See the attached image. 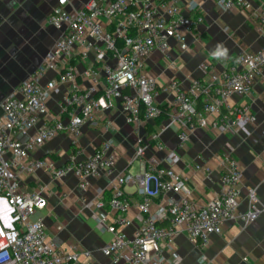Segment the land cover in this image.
I'll use <instances>...</instances> for the list:
<instances>
[{"label":"built area","instance_id":"built-area-1","mask_svg":"<svg viewBox=\"0 0 264 264\" xmlns=\"http://www.w3.org/2000/svg\"><path fill=\"white\" fill-rule=\"evenodd\" d=\"M259 3L254 25L264 36V0ZM220 10L239 9L248 12L247 0H215ZM198 0H90L82 7L68 10L56 8L47 23L60 33L55 47L43 68L34 72L0 104V198L6 200L9 222L0 220V264H78L73 255L49 240L47 225L41 213L49 207L48 187L37 183L29 189L25 177L45 171L52 181L72 175L81 190L90 189V179L111 178L106 190H94L93 217L99 226L112 235L103 253L114 263L179 264L173 251L175 239L186 234L202 250L211 236L220 234L223 225L236 221L249 225L264 213L254 189L250 190V206L241 211L243 167L231 152L219 156L222 189L206 203H195L178 167L180 155L168 150L160 140L161 132L139 137L134 160L140 163L138 173H116L117 155L113 139L104 142L94 153L80 159V139L83 127L93 123L98 112L115 108L118 103L128 124L135 131L162 114L158 98L168 95V124L162 130L177 127L179 146L187 148L197 129H209L218 135H228L257 119L247 102L230 105L234 95L249 97L258 83L264 84V46L257 52L244 51L228 67L218 73L215 66L204 65L208 81L195 79L184 89L176 79L160 83L148 70V60L161 51L171 65L172 41L181 52L189 50L187 37L204 17L199 13ZM188 13V14H187ZM95 53L96 62L116 60L112 67L104 66L105 83L99 92L94 85L82 91L79 72L73 65L76 57L86 59ZM225 56V55H224ZM219 56V57H224ZM56 76L43 81L48 73ZM82 77L97 82L101 77L95 62H90ZM70 90L53 112L49 101L61 84ZM113 131V122L104 127ZM34 131V134L31 132ZM68 135L75 147L68 161L59 166L49 157L36 158L32 153L59 135ZM20 136L26 137L25 140ZM154 145L166 154L164 163L144 157ZM211 173V168L196 166ZM134 184L140 201L136 204L125 187ZM169 194L183 195L182 200ZM160 196L158 201L155 197ZM84 203L86 199L82 200ZM136 205L139 226L132 237L124 229L133 224L131 210ZM109 207L111 220L103 211ZM166 250L172 254L168 258ZM172 250V251H171ZM89 256V253H86ZM206 257L202 255L201 262Z\"/></svg>","mask_w":264,"mask_h":264},{"label":"crops","instance_id":"crops-1","mask_svg":"<svg viewBox=\"0 0 264 264\" xmlns=\"http://www.w3.org/2000/svg\"><path fill=\"white\" fill-rule=\"evenodd\" d=\"M88 1L90 0H0V104L34 72L44 67L60 37L59 31L47 23L49 15L56 8L75 10ZM198 1L201 5L199 13L189 14L197 16L201 13L204 21L188 35L189 50L181 52L172 41V55L176 65L167 62L161 51L154 52L148 60L149 72L160 83L176 79L184 89H188L195 79L205 82L210 79L209 74L202 70L204 65L211 64L218 73H222L244 51L257 52L264 46V36L254 25L259 9L257 0H247L250 10L246 13L239 9L220 10L215 0ZM218 45L222 46L219 51L227 50L224 57L214 55ZM90 62L96 63L100 73L101 78L97 82L82 77ZM115 64L116 60L111 56L106 62H96L95 53H91L86 59H73V65L79 72L78 83L82 91L95 85L101 92L105 83L104 66L112 67ZM55 76L54 72L48 73L43 83ZM70 88L69 83L59 86L49 101L51 111L60 112V104ZM167 98L168 95H161L158 104L166 105ZM245 102L251 105L257 119L255 124H245L228 135H218L212 130L199 128L191 135L185 149L179 146L177 127L162 130L168 120L161 124H157V121L150 122L135 131L127 123L118 103L110 111L96 113L95 124L88 123L83 127L80 139L82 154L79 158L84 159L104 142L113 139V151L117 155L116 173L136 174L140 169V163L134 160L139 137H148L159 131L160 140L168 150L176 151L181 157L178 169L184 176L191 201L206 203L222 189V171L218 158L231 152L243 167L240 210L249 209V193L252 189L256 191L260 205L264 207V84L258 83L249 97L234 95L230 105ZM108 120L113 122V131L104 128ZM20 139L25 140L26 137L20 136ZM74 149L71 138L62 134L36 149L32 156L49 157L62 166ZM165 156L164 152L157 151L153 145L144 158L147 161L155 159L165 166ZM196 166L209 167L211 173H207L205 169L199 171ZM24 183L29 189L34 188L37 183L48 187L49 207L40 215L47 225L49 240L77 255L78 264H124L123 260L114 263L104 255L102 250L111 242L112 235L104 231L93 217L94 190L105 189L108 200L111 178H92L90 189L81 190L79 181L72 175L54 182L45 171L40 170L26 176ZM125 190L135 204L140 201L136 185L130 184ZM168 196L177 201L183 198V195L177 194ZM83 199H86L85 203ZM159 199L160 196H156L154 200ZM137 212L134 205L131 210L133 224L124 229L129 237L134 235L139 226ZM103 213L113 219L109 207ZM9 217L8 204L0 198V220L7 225ZM173 251L178 256L179 264H264V213L249 225L236 221L226 222L220 234L211 236L210 245L204 250L186 234H181L173 243ZM165 252L168 258L172 254L168 250ZM202 255L206 257L203 263Z\"/></svg>","mask_w":264,"mask_h":264},{"label":"trees","instance_id":"trees-1","mask_svg":"<svg viewBox=\"0 0 264 264\" xmlns=\"http://www.w3.org/2000/svg\"><path fill=\"white\" fill-rule=\"evenodd\" d=\"M162 109V114L159 117V119H157V124H161L163 121L168 120L169 118V110L167 108L166 105L161 106Z\"/></svg>","mask_w":264,"mask_h":264},{"label":"clouds","instance_id":"clouds-1","mask_svg":"<svg viewBox=\"0 0 264 264\" xmlns=\"http://www.w3.org/2000/svg\"><path fill=\"white\" fill-rule=\"evenodd\" d=\"M221 47H222L221 45H218V46H217V49H218V50L214 53V55H216L217 57H219V56H224V55L227 54V50H226V49H224L222 52L219 51V49H220Z\"/></svg>","mask_w":264,"mask_h":264}]
</instances>
